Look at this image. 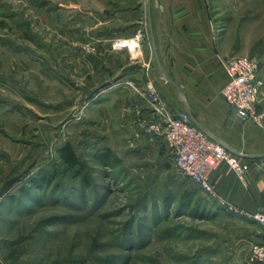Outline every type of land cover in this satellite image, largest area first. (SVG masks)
Instances as JSON below:
<instances>
[{"label":"rangeland","instance_id":"rangeland-1","mask_svg":"<svg viewBox=\"0 0 264 264\" xmlns=\"http://www.w3.org/2000/svg\"><path fill=\"white\" fill-rule=\"evenodd\" d=\"M146 3L0 0V264H246L237 220L251 218L174 169L154 116L125 119L123 91L160 97ZM207 3L228 60L263 68L264 0Z\"/></svg>","mask_w":264,"mask_h":264},{"label":"crops","instance_id":"crops-1","mask_svg":"<svg viewBox=\"0 0 264 264\" xmlns=\"http://www.w3.org/2000/svg\"><path fill=\"white\" fill-rule=\"evenodd\" d=\"M151 22L162 67L183 96L181 99L160 77L149 38V43L142 45L144 61L153 65L149 81L168 110L174 115L189 111L205 132L242 156L236 157L249 168L245 180L240 182L227 166L221 165L210 175L215 194L242 213L264 215V123L257 127L238 122L221 97L227 82L229 54L216 32L207 0H151ZM261 76L264 79V67ZM141 79L139 75L133 81L139 83ZM123 92L121 108L126 112L128 126L137 129L141 122L152 123L151 109L130 89ZM260 101L264 103V89ZM228 130L240 133L253 148L249 150L229 142L222 132ZM237 221L242 229L238 253L247 264L251 247L264 244V226L245 217Z\"/></svg>","mask_w":264,"mask_h":264},{"label":"built area","instance_id":"built-area-1","mask_svg":"<svg viewBox=\"0 0 264 264\" xmlns=\"http://www.w3.org/2000/svg\"><path fill=\"white\" fill-rule=\"evenodd\" d=\"M126 46L129 43L125 41L117 45L118 48ZM226 76L222 99L239 121L261 126L264 121V103L260 101L264 88L261 68L247 58H232L226 63ZM142 99L157 120L151 129L165 142L174 169L187 177L205 196L216 197L210 175L221 165L227 166L240 182L245 180L249 168L198 130L186 112L172 114L151 84H147ZM229 209L264 226V215H248L236 207ZM249 261L250 264H264V244L251 247Z\"/></svg>","mask_w":264,"mask_h":264},{"label":"water","instance_id":"water-1","mask_svg":"<svg viewBox=\"0 0 264 264\" xmlns=\"http://www.w3.org/2000/svg\"><path fill=\"white\" fill-rule=\"evenodd\" d=\"M146 14H147V21L149 24V34H150V41H151V46H152V51H153V56L155 59V63H156V67L158 70V73L160 75V77L166 82L168 83L170 86H172L175 91L177 92V94L179 95V97H181V99H183L182 93L180 91V89L178 88V86L172 81V79L165 73L164 68L162 67L161 61L159 59V55L157 52V48H156V43H155V38H154V33H153V29H152V22H151V0H147L146 3ZM191 122L193 123V125L200 130L201 132H203L209 139H211L212 141L216 142L217 144H219L220 146H222L226 151H228L230 154L237 156V157H242L240 156L238 153L234 152L233 150L229 149L224 143H222L219 140H216L214 138H212L207 132H205L193 119L191 113L188 111L187 112Z\"/></svg>","mask_w":264,"mask_h":264},{"label":"trees","instance_id":"trees-1","mask_svg":"<svg viewBox=\"0 0 264 264\" xmlns=\"http://www.w3.org/2000/svg\"><path fill=\"white\" fill-rule=\"evenodd\" d=\"M59 157L62 163L70 169L76 168L79 163L77 158L75 157L73 151L68 146L65 147L63 150L59 151Z\"/></svg>","mask_w":264,"mask_h":264}]
</instances>
